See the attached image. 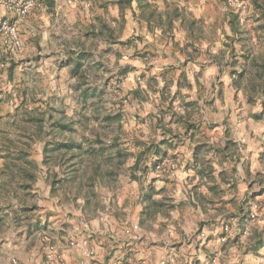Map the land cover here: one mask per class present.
Returning a JSON list of instances; mask_svg holds the SVG:
<instances>
[{"label":"clouds","instance_id":"1","mask_svg":"<svg viewBox=\"0 0 264 264\" xmlns=\"http://www.w3.org/2000/svg\"><path fill=\"white\" fill-rule=\"evenodd\" d=\"M261 154L264 0H0V264H264Z\"/></svg>","mask_w":264,"mask_h":264},{"label":"rangeland","instance_id":"2","mask_svg":"<svg viewBox=\"0 0 264 264\" xmlns=\"http://www.w3.org/2000/svg\"><path fill=\"white\" fill-rule=\"evenodd\" d=\"M256 7L259 8L260 6L257 4ZM237 21H238V15H237V17L233 18V23H236ZM9 72L11 74V69L9 70ZM53 126H58L55 128L56 132H58V133L63 132V130L65 128L70 127V125L65 124V122L62 120L61 121H53ZM58 151H69V152H71L72 150L61 148L58 144H47V143L41 149V153H42L43 157H47L50 153H54V152H58ZM8 155L14 161V163L23 164L25 166L24 170L26 172V175L29 178H31L32 174L27 172V169L31 167V164L29 161V157L31 156V152L26 151L25 149H21L20 152L16 156H12L11 153H9ZM73 155H74V153H73ZM51 187L52 186L50 185V189H51ZM71 215L72 214L69 212V216H71ZM64 227L67 228V227H69V225L65 224ZM87 237H88L87 245L95 239V237H89V236H87ZM263 241H264V238H262V237L258 238L252 246L253 251L258 249L259 247H264Z\"/></svg>","mask_w":264,"mask_h":264},{"label":"crops","instance_id":"3","mask_svg":"<svg viewBox=\"0 0 264 264\" xmlns=\"http://www.w3.org/2000/svg\"><path fill=\"white\" fill-rule=\"evenodd\" d=\"M253 119H256V117H253ZM257 122L259 123V120H257ZM262 156H264V154H261ZM250 187V186H249ZM92 237H94V236H92ZM262 238H264V237H262ZM87 242H88V237L87 236H85L84 238H83V241H82V243L84 244V246L86 247L87 246ZM264 242V241H263ZM255 243V242H254ZM70 263V262H69Z\"/></svg>","mask_w":264,"mask_h":264}]
</instances>
